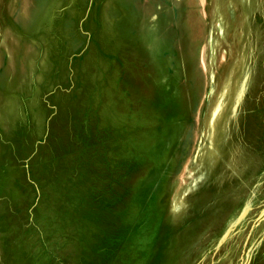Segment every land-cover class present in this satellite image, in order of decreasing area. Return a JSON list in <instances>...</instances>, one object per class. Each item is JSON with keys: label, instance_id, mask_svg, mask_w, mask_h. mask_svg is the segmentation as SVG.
I'll return each mask as SVG.
<instances>
[{"label": "rangeland", "instance_id": "374dc122", "mask_svg": "<svg viewBox=\"0 0 264 264\" xmlns=\"http://www.w3.org/2000/svg\"><path fill=\"white\" fill-rule=\"evenodd\" d=\"M0 264H264V0H0Z\"/></svg>", "mask_w": 264, "mask_h": 264}, {"label": "bare ground", "instance_id": "6f19581e", "mask_svg": "<svg viewBox=\"0 0 264 264\" xmlns=\"http://www.w3.org/2000/svg\"><path fill=\"white\" fill-rule=\"evenodd\" d=\"M202 66V65H201Z\"/></svg>", "mask_w": 264, "mask_h": 264}]
</instances>
